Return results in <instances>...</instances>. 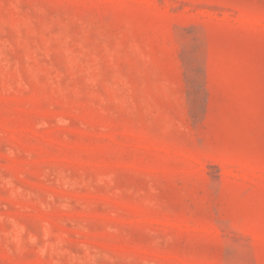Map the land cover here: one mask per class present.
Returning a JSON list of instances; mask_svg holds the SVG:
<instances>
[{"label":"rangeland","instance_id":"1","mask_svg":"<svg viewBox=\"0 0 264 264\" xmlns=\"http://www.w3.org/2000/svg\"><path fill=\"white\" fill-rule=\"evenodd\" d=\"M0 264H264V0H0Z\"/></svg>","mask_w":264,"mask_h":264}]
</instances>
